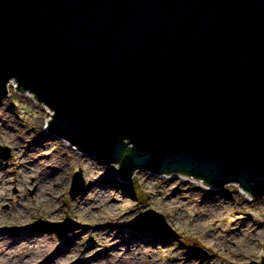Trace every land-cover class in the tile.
Returning <instances> with one entry per match:
<instances>
[{
    "label": "water",
    "instance_id": "obj_1",
    "mask_svg": "<svg viewBox=\"0 0 264 264\" xmlns=\"http://www.w3.org/2000/svg\"><path fill=\"white\" fill-rule=\"evenodd\" d=\"M13 80L122 184L145 170L264 198V0H0V99Z\"/></svg>",
    "mask_w": 264,
    "mask_h": 264
},
{
    "label": "rangeland",
    "instance_id": "obj_2",
    "mask_svg": "<svg viewBox=\"0 0 264 264\" xmlns=\"http://www.w3.org/2000/svg\"><path fill=\"white\" fill-rule=\"evenodd\" d=\"M8 90L9 96L0 99V162L4 164L14 157L13 140L23 143L25 158L13 164L19 182L17 178L3 181L0 219L14 224L19 212L26 215L22 224L50 234L47 240L38 236L35 240L40 239L39 244L17 241L26 247L20 253L25 262L37 261L53 245L65 252L58 264H75L98 240L95 230H106L112 236L110 240L121 231V244L139 248L137 255L126 256L125 251L119 258L104 260L106 264H249L264 258V198L246 197L236 186L217 189L203 180L194 183L182 175L162 178L145 170L137 171L130 182L122 184L118 165H107L77 147L73 150L50 131L48 123L43 127L52 109L29 96L32 92L16 86ZM52 112L50 121L55 115ZM26 160L31 162L30 168ZM91 168L98 172L103 184L96 192ZM43 172L50 182L49 191L39 193L31 177ZM77 172H82L85 186L73 198L71 190ZM44 197L51 204L45 203ZM20 198L25 200L22 206L30 205L32 211L14 206ZM152 210L166 217L168 229L150 227L147 221ZM103 221L107 227H96ZM106 250L103 245L91 255ZM10 254L12 248L0 249V256ZM0 264L9 263L0 257Z\"/></svg>",
    "mask_w": 264,
    "mask_h": 264
},
{
    "label": "bare ground",
    "instance_id": "obj_3",
    "mask_svg": "<svg viewBox=\"0 0 264 264\" xmlns=\"http://www.w3.org/2000/svg\"><path fill=\"white\" fill-rule=\"evenodd\" d=\"M12 86L18 87V82L13 80L10 84L9 87L11 89ZM28 95V94H27ZM29 96H32L33 98H36L34 94L29 93ZM49 115L44 118V123L43 127L46 128V125L50 122V118L53 115L52 110H50ZM65 144L71 145L72 149L75 150L76 146L73 145L70 141L63 139ZM26 142H24L25 144ZM22 142L18 143L17 140H13L11 143V146L13 147L14 151V157L12 158L11 161L6 162L2 164L0 162V190L1 186L3 184V181L9 178H17L16 182H19V175L18 172L13 170V164L15 162H21L25 158L23 155V147H22ZM41 144V143H40ZM24 163L27 164L28 168L31 167V162L29 163L28 160H26ZM50 169V168H46ZM92 169V174L94 176V181L95 185L93 188V191L96 192L98 188H100L103 184L101 182V179L98 176V172ZM30 170V169H29ZM32 172V171H31ZM180 176V175H179ZM162 178H171L170 176H160ZM181 177V176H180ZM182 178L185 180H192L194 183H200L202 180L197 179H191V177L182 175ZM31 184L34 185L36 188L37 192H48L49 191V185L50 182L48 180V177L46 176L45 172L38 174L36 176L31 177ZM226 186H236L239 188L241 193L246 196V197H252L251 193L243 189L238 183H232ZM52 198V196H51ZM32 201H34V197H32ZM45 199V197H44ZM20 201L15 203L14 206L16 207H23L27 212L32 211V206H22L21 202H24L25 200L20 198ZM45 203L51 204V201H46ZM92 203H97L93 201ZM77 209H79L77 207ZM15 217V223L14 224H9L5 220L0 219V249H5V248H12L13 249V254L10 255H3L0 257H5V260L8 261L9 264H58L59 260H63V254L65 253L63 250L60 249H55V246H50L48 247L45 251L39 255V258L37 261H32V262H25L24 258L25 256H21L20 253L22 250H26V247L23 246L21 247L17 241L19 239H22L24 242H26L28 245H33V244H39L40 239L35 240L38 236L39 237H44L45 240H47L50 236L49 233H44V232H38L36 230H33L30 226L26 224H22L21 220L26 218V215H21L19 212L16 213ZM104 223H99L96 225V227H107L108 223L103 221ZM5 224H9V226H4ZM115 225V223H114ZM93 233L98 237V240H96L92 246L88 249V251H84L81 256L77 259L75 264H106V262H103L104 260L106 261L108 258H119L123 254V252L126 251V254L124 255H137L136 251L139 250V248H136L133 246L131 243H120L121 237H122V232H118L116 236L112 240L109 238L112 237L106 233V230H101L100 231H93ZM105 236V238L100 239L99 237ZM103 245L107 246L106 252L99 251L93 256L91 253L96 249V248H101ZM15 250V251H14ZM41 261L38 263V261ZM178 262L181 260H177ZM74 264V263H73Z\"/></svg>",
    "mask_w": 264,
    "mask_h": 264
},
{
    "label": "trees",
    "instance_id": "obj_4",
    "mask_svg": "<svg viewBox=\"0 0 264 264\" xmlns=\"http://www.w3.org/2000/svg\"><path fill=\"white\" fill-rule=\"evenodd\" d=\"M135 194H137V193H135Z\"/></svg>",
    "mask_w": 264,
    "mask_h": 264
}]
</instances>
